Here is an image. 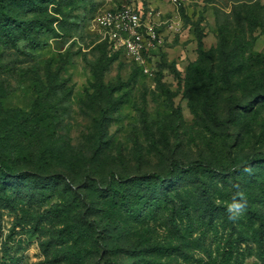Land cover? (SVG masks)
<instances>
[{
  "label": "rangeland",
  "instance_id": "obj_1",
  "mask_svg": "<svg viewBox=\"0 0 264 264\" xmlns=\"http://www.w3.org/2000/svg\"><path fill=\"white\" fill-rule=\"evenodd\" d=\"M0 264H264V0H0Z\"/></svg>",
  "mask_w": 264,
  "mask_h": 264
},
{
  "label": "built area",
  "instance_id": "obj_2",
  "mask_svg": "<svg viewBox=\"0 0 264 264\" xmlns=\"http://www.w3.org/2000/svg\"><path fill=\"white\" fill-rule=\"evenodd\" d=\"M108 29L110 47L115 52H124L131 61L143 58L150 42L143 37V24L134 10L116 15L106 14L101 21Z\"/></svg>",
  "mask_w": 264,
  "mask_h": 264
},
{
  "label": "clouds",
  "instance_id": "obj_3",
  "mask_svg": "<svg viewBox=\"0 0 264 264\" xmlns=\"http://www.w3.org/2000/svg\"><path fill=\"white\" fill-rule=\"evenodd\" d=\"M243 210V203L233 199V201L228 205V212L230 218H235Z\"/></svg>",
  "mask_w": 264,
  "mask_h": 264
},
{
  "label": "trees",
  "instance_id": "obj_4",
  "mask_svg": "<svg viewBox=\"0 0 264 264\" xmlns=\"http://www.w3.org/2000/svg\"><path fill=\"white\" fill-rule=\"evenodd\" d=\"M115 53V52H114ZM117 53H119L120 54V52H116L115 54H117ZM257 158V156L256 155H254V156H251L249 159L252 161V159H256ZM196 165H200L201 166V164H198V163H196V162H190V163H188L187 165H186V167H196ZM157 177V176H156ZM156 179H159V177H157Z\"/></svg>",
  "mask_w": 264,
  "mask_h": 264
}]
</instances>
